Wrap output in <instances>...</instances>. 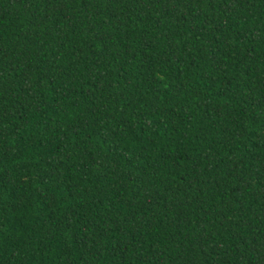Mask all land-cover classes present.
<instances>
[{"label":"trees","instance_id":"obj_1","mask_svg":"<svg viewBox=\"0 0 264 264\" xmlns=\"http://www.w3.org/2000/svg\"><path fill=\"white\" fill-rule=\"evenodd\" d=\"M0 264H264V0H0Z\"/></svg>","mask_w":264,"mask_h":264}]
</instances>
